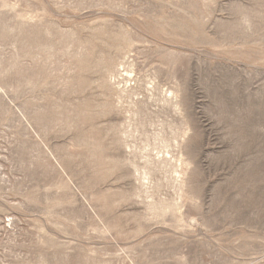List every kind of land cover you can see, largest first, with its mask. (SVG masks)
I'll return each instance as SVG.
<instances>
[{"label":"rangeland","instance_id":"rangeland-1","mask_svg":"<svg viewBox=\"0 0 264 264\" xmlns=\"http://www.w3.org/2000/svg\"><path fill=\"white\" fill-rule=\"evenodd\" d=\"M0 264H264V0H0Z\"/></svg>","mask_w":264,"mask_h":264}]
</instances>
